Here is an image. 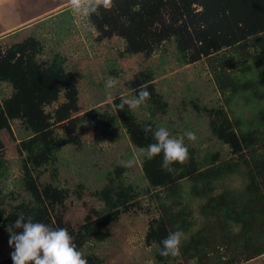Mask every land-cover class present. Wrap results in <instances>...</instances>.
Wrapping results in <instances>:
<instances>
[{"label":"trees","instance_id":"obj_1","mask_svg":"<svg viewBox=\"0 0 264 264\" xmlns=\"http://www.w3.org/2000/svg\"><path fill=\"white\" fill-rule=\"evenodd\" d=\"M87 19L97 42L122 39L125 56L150 57L172 42L180 64L204 60L221 104L208 107L198 100L189 102L192 110L207 118L211 136L228 152L198 156L189 146V159L173 164L171 172L162 167V154L142 158L147 183L143 190L127 182L125 169L116 166L103 186L91 192L100 209H89L83 222L73 225L65 218L67 203L74 196L82 199L84 187L82 183L72 190L59 185L61 149L81 147L79 128L87 123L103 128L119 124L134 148L147 147L155 140L143 128L159 127L154 119L166 115L168 103L156 89L153 70L146 68L135 73L127 87L135 96L141 85H149L147 119L138 118L127 106L118 111L112 105L101 113L89 110L77 115L78 81L65 69L59 53L42 65L39 56L44 45L36 37L8 47L0 44V81L12 89L0 99V132H10L11 122L19 121L29 133L16 146L17 184L23 197L4 193L9 166L0 140V228L7 238L8 226L19 214L31 216L34 222L67 228L88 264H101L85 248L106 241L107 226L121 216L142 211L141 198L146 195L161 201L158 215L145 211L150 218L144 243L153 248L154 264H241L263 255L264 101L259 99L264 96V0H114L111 10L101 8ZM121 97L113 102L119 104ZM241 104L248 107L249 118L234 114L232 107ZM48 172L50 180H42ZM234 178L239 179L238 189L225 184ZM186 180L190 182L185 189L180 182ZM193 206L198 208L199 225ZM176 230L185 233L181 254L160 256L161 242ZM11 253L0 264H13Z\"/></svg>","mask_w":264,"mask_h":264},{"label":"rangeland","instance_id":"obj_2","mask_svg":"<svg viewBox=\"0 0 264 264\" xmlns=\"http://www.w3.org/2000/svg\"><path fill=\"white\" fill-rule=\"evenodd\" d=\"M65 8L68 9L58 13ZM50 15L56 16L30 30L20 32L25 25ZM87 18L88 16L74 14L68 0H0V32L7 28H11L10 33L15 31V34L0 44L8 47L16 40L36 37L44 45L43 53L39 56L42 65H47L53 56L59 53L65 59V69L72 72L78 81L77 115L89 110L101 113L106 109V105H111L106 101V93L109 90L105 88L109 76L117 77L120 81L110 90L113 100L119 95L131 98L127 82L138 71L149 68L154 72L157 91L168 103L166 115L159 114L154 119L157 126L166 127L177 136L185 130L194 131L198 137L197 141L193 143L185 139V143L197 150L198 156L207 152L219 151L223 155L228 152L225 146L211 136L207 118L192 110L189 102L191 99L198 100L208 107L221 104L217 87L204 60L189 65L180 64L172 42L165 43L150 57L141 54L125 56L122 54L123 40L114 37L97 42L96 33L89 26ZM256 74L254 73V76H257ZM11 90L7 83L0 81V99L6 98ZM259 101L263 102L264 96H261ZM144 106L133 111L138 118L147 119L148 113ZM232 108L236 116L242 113L243 119L249 118L247 106L241 104ZM10 128V132H0L9 166L4 193L13 192L23 197L25 194L17 184L19 164L16 146L21 139L27 138L29 133L24 132L19 121L11 122ZM79 133L83 140L81 147H63L57 164L59 185L75 190L77 185L83 183L82 199L79 200L76 196L70 198L65 211V218L73 225L82 223L89 209H100V203L91 196V192L101 188L107 173L116 166L123 167L121 161L130 159L136 151L119 124L103 128L87 123L79 128ZM141 159L138 157L134 167L123 168L126 181L143 190L147 183L142 174ZM49 175V172L44 174L42 180H50ZM188 182L190 181H181L180 184L186 189ZM225 184L236 189L240 187L238 178L225 181ZM168 202L164 201L165 204ZM141 203L142 211L123 215L118 222L109 224L106 229L107 240L102 243H90L85 252L98 257L102 261L101 264H154L153 248L145 246L144 236L150 215L159 214L161 201H151L144 195ZM147 210L150 215L145 213ZM193 211L199 225L201 218L198 208L193 206ZM12 250L5 231L0 228V260ZM241 264H264V254Z\"/></svg>","mask_w":264,"mask_h":264},{"label":"clouds","instance_id":"obj_3","mask_svg":"<svg viewBox=\"0 0 264 264\" xmlns=\"http://www.w3.org/2000/svg\"><path fill=\"white\" fill-rule=\"evenodd\" d=\"M68 3L74 14L83 16L97 13L101 8L111 10L114 7V0H68ZM119 82L117 77L112 76L105 82V88L109 90L106 93V101L114 110L123 111L127 106L130 111H134L150 100L151 93L146 83L140 86L137 95L131 98L121 97L119 104L114 103L110 90ZM143 131L152 133L155 142L147 147H137L130 159L121 161L123 167H134L138 157L151 160L162 154V167L166 171H174L171 167L173 164L182 165L189 159V145L185 143V139L193 143L198 139L194 131L185 130L177 136L163 126L155 129L145 126ZM7 230L10 233L9 245L14 248L11 253L13 264H88L84 252L78 248L74 236L67 228L34 222L31 216L26 219L23 214H19ZM184 239L185 233L182 230L171 232L161 242L160 256H179Z\"/></svg>","mask_w":264,"mask_h":264},{"label":"crops","instance_id":"obj_4","mask_svg":"<svg viewBox=\"0 0 264 264\" xmlns=\"http://www.w3.org/2000/svg\"><path fill=\"white\" fill-rule=\"evenodd\" d=\"M66 9H68V8H65V9H63V10H60L58 13H61L62 11H64V10H66ZM57 13V14H58ZM56 14V15H57ZM56 15H54V16H56ZM53 15H50V16H48V17H46V18H41L39 21L37 20V21H35V22H32V23H30V24H28V25H25L24 27H22V31H20V32H23V31H27V30H30L31 28H34V26H37L38 24H40V23H43L44 21H46V20H49L50 18H52V17H54ZM13 18V17H12ZM30 18H34V17H30ZM14 19H15V17H14ZM29 19V18H28ZM27 19V20H28ZM31 19V20H32ZM26 24V23H25ZM10 31H11V28H7V29H4V30H2L1 32H0V42L1 41H3L4 39H6V38H9V36H12L13 34H15L14 32L15 31H13V33H10ZM19 32V31H18ZM22 41V40H21ZM17 42H20V40H16L14 43H17ZM13 44V43H12Z\"/></svg>","mask_w":264,"mask_h":264}]
</instances>
